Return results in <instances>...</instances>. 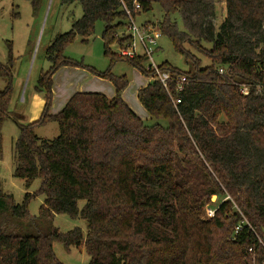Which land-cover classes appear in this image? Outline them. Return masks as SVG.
I'll list each match as a JSON object with an SVG mask.
<instances>
[{
  "label": "trees",
  "instance_id": "obj_1",
  "mask_svg": "<svg viewBox=\"0 0 264 264\" xmlns=\"http://www.w3.org/2000/svg\"><path fill=\"white\" fill-rule=\"evenodd\" d=\"M27 1L34 8L41 2ZM64 2L79 3L83 17L47 50L51 68L37 87L47 92L44 110L39 120L20 125L14 176L27 188L40 181L35 194L44 197L40 218H80L88 232L86 237L79 228L34 236L9 232L12 225L34 222L29 212L34 196L17 204L0 191V264H62L55 243L84 247L89 264H264V0H223L226 15L219 26L218 0H141L139 14L159 4L162 35L189 66L186 72L168 63L159 67L171 75L170 94L145 69L146 57L112 53L118 31L129 30L118 1ZM98 22L105 26L102 38L112 65L127 61L151 79L138 92L149 123L122 98L127 79L110 71L95 75L114 84L113 99L78 92L59 114H51L54 75L79 67L65 49L78 37L88 43ZM190 49L212 64L203 67ZM181 77L187 84L179 92ZM0 78L7 80L0 91L1 130L6 119L19 116L9 110L12 76L1 65ZM244 86L248 95L241 93ZM170 96L181 103L175 106ZM52 122L59 137L40 139L36 129ZM213 196L226 198L206 220L204 207Z\"/></svg>",
  "mask_w": 264,
  "mask_h": 264
},
{
  "label": "rangeland",
  "instance_id": "obj_2",
  "mask_svg": "<svg viewBox=\"0 0 264 264\" xmlns=\"http://www.w3.org/2000/svg\"><path fill=\"white\" fill-rule=\"evenodd\" d=\"M217 10L218 17L215 24L219 26L226 15L223 0H218ZM82 17L83 9L77 2L66 4L64 0H41L39 6L34 8L27 0H0V65L11 73L12 94L9 110L19 116L17 121L6 119L0 130V191L4 195L12 196L17 204H22L27 194L34 196L29 203V212L34 222L20 226L12 225L7 228L9 232L34 236L38 233L50 234L55 230L67 233L79 228L85 237L87 236L88 223L80 218L72 219L67 215L40 218V208L44 205V197L35 196L39 190L40 181H36L27 188L24 180L14 176L15 144L20 136V125L39 120L44 110L47 92H39L37 87L42 73L51 68V63L46 56L47 50L58 36L68 33L73 23ZM163 17L164 13L159 4L154 2L151 11L142 12L136 16L135 20L139 27L150 23L159 27ZM174 19L178 28L183 31L184 26L180 17L176 16ZM104 28V24L98 22L95 34L88 39V43H83L84 39L78 37L65 49V56L79 65V67L70 68L79 73H69L66 76V72H61L62 68L54 75L52 106L55 105L57 108L62 104L64 89L72 93L78 88L85 87V90H97L110 96L111 92L116 91L114 84L95 75V73L110 71L116 78L127 79L128 87L123 92L122 98L142 120L149 123L150 117L138 99V92L151 79L127 61H117L112 65L105 53L102 38ZM130 35L128 28L118 31L117 41L110 47L116 57L124 59L120 52L127 50L125 46L130 43ZM135 45L138 55L145 57V52L137 40ZM190 51L199 56L195 51L191 49ZM199 58L202 60L203 67H209L212 64L209 59L200 56ZM152 59L159 67L163 63H168L183 72L189 70L184 56L175 51L172 42L166 36L159 40L158 49L155 50ZM144 66L148 69L150 62H146ZM6 86L7 80L0 78V91ZM36 134L40 139L54 140L60 135L59 126L55 122L49 123L37 128ZM224 198L219 199L216 196L204 207V219H212L208 217L207 209L217 208ZM54 253L62 264H89L90 261L84 247L66 249L64 245L55 243Z\"/></svg>",
  "mask_w": 264,
  "mask_h": 264
},
{
  "label": "built area",
  "instance_id": "obj_3",
  "mask_svg": "<svg viewBox=\"0 0 264 264\" xmlns=\"http://www.w3.org/2000/svg\"><path fill=\"white\" fill-rule=\"evenodd\" d=\"M120 3L123 12L126 14L128 18L129 31L132 36V44L127 50H121L120 54L122 57H128L130 59L138 57L135 40L138 41L140 47L145 52V57L147 58V62H150L149 69L154 71L155 78L162 83L165 89L169 92V84H171V75L166 72H162L159 69V66L155 65L152 57L156 49H158L159 40L163 37L162 32L159 27H156L154 24H145L141 27L137 26L136 16L142 11V3L141 0H132V4L130 5L128 0H116ZM220 74H223L224 71L221 69ZM187 84V79L185 77H181L177 83V89L181 92L184 88V85ZM241 93L244 95L249 94L248 87L244 86L241 90ZM173 104L177 106L181 103V100L170 96ZM216 214V210L213 208L207 209V215L209 218H214ZM242 230V227H238L236 229V234H238ZM263 244L262 241L259 242ZM250 253H253V248L249 249Z\"/></svg>",
  "mask_w": 264,
  "mask_h": 264
},
{
  "label": "crops",
  "instance_id": "obj_4",
  "mask_svg": "<svg viewBox=\"0 0 264 264\" xmlns=\"http://www.w3.org/2000/svg\"><path fill=\"white\" fill-rule=\"evenodd\" d=\"M66 72L65 73V75L67 76V74H69V73H79V71H73L70 67H65V68H63L62 69V71L61 72ZM102 81V80H101ZM150 81L148 80V82L145 84V86H143V87H146L147 85H148V83H149ZM142 87V88H143ZM73 88V87H72ZM141 89V88H140ZM139 89V90H140ZM76 92H70L68 89H64V99H63V102H62V104H60V105H58L57 106V108L55 107V105L54 106H52V109H51V114L52 115H57V114H59L64 108H65V106L67 105V103H68V101L71 99V97L74 95V94H76V93H78V92H83V93H100V94H103V95H105L106 97H108L109 99H113L114 97H115V95H116V91L114 92H111L112 94L111 95H113V96H109L108 94H105L104 92H100V91H97V90H85V87H82V88H78L77 90H75ZM115 93V94H114ZM54 103H55V101H54ZM136 114V113H135ZM137 115V114H136ZM138 116V115H137ZM148 116H149V114H148ZM139 117V116H138ZM150 117V116H149ZM37 121V120H36Z\"/></svg>",
  "mask_w": 264,
  "mask_h": 264
},
{
  "label": "water",
  "instance_id": "obj_5",
  "mask_svg": "<svg viewBox=\"0 0 264 264\" xmlns=\"http://www.w3.org/2000/svg\"><path fill=\"white\" fill-rule=\"evenodd\" d=\"M215 197H216V196H213V197H212V200H214Z\"/></svg>",
  "mask_w": 264,
  "mask_h": 264
}]
</instances>
